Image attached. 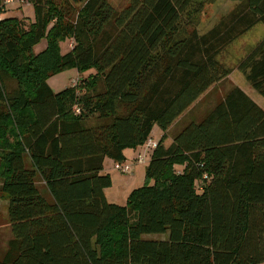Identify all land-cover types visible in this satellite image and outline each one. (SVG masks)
Returning <instances> with one entry per match:
<instances>
[{"label":"trees","instance_id":"16d2710c","mask_svg":"<svg viewBox=\"0 0 264 264\" xmlns=\"http://www.w3.org/2000/svg\"><path fill=\"white\" fill-rule=\"evenodd\" d=\"M214 1L129 0L116 10L108 0H27L25 25L5 18L0 0V197L10 230L0 264L264 263V110L234 89L166 134L232 71L218 56L264 27V0H230L199 33ZM67 68L94 73L53 92L46 80ZM236 68L264 99V37ZM153 126L163 135L145 183L125 205L109 203L103 161L124 163ZM153 234L166 238H142Z\"/></svg>","mask_w":264,"mask_h":264},{"label":"rangeland","instance_id":"374dc122","mask_svg":"<svg viewBox=\"0 0 264 264\" xmlns=\"http://www.w3.org/2000/svg\"><path fill=\"white\" fill-rule=\"evenodd\" d=\"M129 0H108L111 6L119 10L127 5ZM235 5L234 2L230 0H216L212 4L206 6L203 13L200 16L199 24L197 25V31L199 33H205L209 30L223 15H225L230 9ZM9 9V10H8ZM8 12L4 13L3 16L5 18L9 16H13L12 12L17 13V15H22L21 20L24 21L25 25H28L31 22L30 18H33V10L32 7L27 4V0L22 3L14 4L7 7ZM6 10V11H7ZM264 37V27L262 25H256L253 29L247 32L243 37L234 41L228 48H226L219 56L218 61L226 67L236 69L228 76V78L223 79L222 84L218 85L222 86V92H206L202 95L198 100L197 104L192 107V110L189 114V120L199 121L206 115V110L209 109L211 103L217 101L218 98L224 95L230 87H236L238 82L244 83L245 79L242 76L241 72L236 68V63L239 59H242L244 55L248 53V51L262 38ZM73 41L67 39L65 42L60 44V52L61 54H65L71 50L73 46ZM45 47V41L42 40L37 46L34 47V51L36 53L42 51ZM238 71V73H237ZM94 71L90 70L84 74H78L75 68H67L59 73L49 77L46 80L47 85L51 88L53 92H60L65 88H69L74 86V83L80 82V80L85 79L87 76L93 74ZM246 82V81H245ZM235 84V85H234ZM247 84V82H246ZM77 85V84H76ZM249 85V84H248ZM255 93V92H254ZM257 94V93H256ZM258 95V94H257ZM259 96V95H258ZM260 97V96H259ZM187 122H181L177 125V128L180 130ZM157 126H153L152 133L148 139L154 140L158 136ZM176 129V128H175ZM178 129V130H179ZM175 130L174 132H177ZM147 139V140H148ZM146 140V141H147ZM155 141V140H154ZM159 141V140H158ZM156 141V143L158 142ZM138 150H142L140 153H146V150H143V147H138ZM150 152H147V156L141 155L145 157L144 162H137V165L132 164L135 157L132 155V151L128 153V159L125 160V164L130 166L131 172L129 174H122L119 171L114 170V162L113 168L108 169V175L111 179V185L105 189L104 194L105 198L109 203H115L118 205H125L126 199L129 193L137 188L142 186L145 183V172L147 163L150 159ZM149 154V156H148ZM136 156V158L138 157ZM126 159V158H125ZM177 171L180 170L179 167H176ZM198 185V182L195 183ZM38 189L42 192L43 196L49 198L43 183H37ZM7 201L0 197V258L1 254L5 250L6 243L10 238V230L8 225V217H7ZM144 240L148 241H162L166 238L165 234H153V235H145L142 236Z\"/></svg>","mask_w":264,"mask_h":264},{"label":"crops","instance_id":"0c3cea01","mask_svg":"<svg viewBox=\"0 0 264 264\" xmlns=\"http://www.w3.org/2000/svg\"><path fill=\"white\" fill-rule=\"evenodd\" d=\"M3 1V0H2ZM7 10V8L5 9V11H4V13H6V12H8V10ZM11 14H14L13 16H9L8 18H17V19H21V17H22V15H17V13H15V12H12ZM30 20L31 21H33V18H30ZM233 70H236V69H232V71L229 73V75L233 72ZM237 73H238V71H237ZM228 75V76H229ZM228 76L226 77V78H228ZM243 76V75H242ZM226 78H224V79H226ZM245 79V78H244ZM222 81L223 80H221V81H219L218 83H216L214 86H212L210 89H208V91H206L207 93L208 92H222V86L221 87H219L220 89H218V85H221L222 84ZM246 81V80H245ZM244 81V83H241V82H238V83H240V84H237L236 85V87H230L227 91H223V92H226L224 95L222 94V96L220 97V98H218L217 99V101H214L213 103H211V106L209 107V109L208 110H206V114L214 107V106H216L219 102H221L223 99H224V97H225V95L228 93V92H231L232 90H234V89H238V90H240L241 92H243L251 101H253L258 107H260L262 110H264V99H262L261 97H259L257 94H256V92L250 87V85H248V83L246 84V82ZM235 85V84H234ZM255 92V93H254ZM200 100H201V98H200ZM200 100H197L193 105H192V107H194L196 104H197V102H199ZM192 107L188 110V111H186L167 131H166V134H167V137H170V136H172V135H174L175 133H177L180 129L179 128H177V125L178 124H180L181 122H183L184 121V123L185 122H187L184 126H186L190 121H188L189 120V114H190V112H191V110H192ZM183 126V127H184ZM176 128V129H175ZM179 129V130H178ZM175 130H178L177 132H174ZM158 131V136L156 137V139H154L153 141L154 142H156V141H158L160 138H161V136L163 135V132L160 130V129H158L157 130ZM151 133H152V131H151ZM151 133H150V135H151ZM143 150H144V148H143ZM129 151H132V155H133V157H135L134 158V160H133V162H132V164H134V165H137V163H136V161H135V159L137 160V158H136V156L142 151V150H138V148H136V149H134V150H130V149H127V150H125L124 152H123V155H124V157L126 158L125 160H127L128 159V153H129ZM144 154H141V155H144L145 157L147 156V152L145 153V152H143ZM138 156H140V155H138ZM148 156H149V154H148ZM145 157H144V159H145ZM124 163H125V161H124ZM110 168H113V162L111 161V160H109V159H105L104 161H103V173H107L108 174V169H110ZM115 204V203H114ZM264 264V263H263Z\"/></svg>","mask_w":264,"mask_h":264},{"label":"built area","instance_id":"2783aa9c","mask_svg":"<svg viewBox=\"0 0 264 264\" xmlns=\"http://www.w3.org/2000/svg\"><path fill=\"white\" fill-rule=\"evenodd\" d=\"M25 0H3L2 6L3 10H5L8 6L14 5V4H19L24 2ZM1 20V17H0ZM77 83H74V86ZM157 143L154 142L151 139H148L144 145L143 148L146 150V152L153 151L156 148ZM137 162H144V157L143 156H138L137 157ZM114 170L119 171L122 174H129L131 172L130 166L126 165L125 163H115L114 164ZM207 176L204 175L203 179L206 180Z\"/></svg>","mask_w":264,"mask_h":264}]
</instances>
